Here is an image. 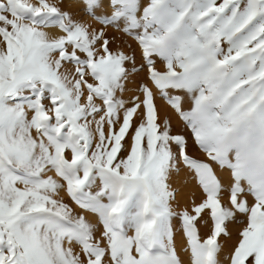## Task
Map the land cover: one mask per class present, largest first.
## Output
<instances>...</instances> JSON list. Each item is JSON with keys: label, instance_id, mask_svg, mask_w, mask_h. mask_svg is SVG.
<instances>
[{"label": "snow or ice", "instance_id": "obj_1", "mask_svg": "<svg viewBox=\"0 0 264 264\" xmlns=\"http://www.w3.org/2000/svg\"><path fill=\"white\" fill-rule=\"evenodd\" d=\"M0 264H264V0H0Z\"/></svg>", "mask_w": 264, "mask_h": 264}]
</instances>
